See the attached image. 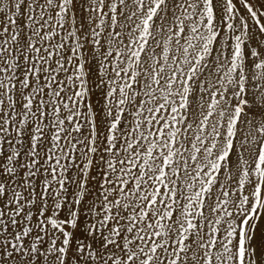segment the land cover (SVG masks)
Listing matches in <instances>:
<instances>
[{"label": "snow or ice", "instance_id": "obj_1", "mask_svg": "<svg viewBox=\"0 0 264 264\" xmlns=\"http://www.w3.org/2000/svg\"><path fill=\"white\" fill-rule=\"evenodd\" d=\"M0 264H264V0H0Z\"/></svg>", "mask_w": 264, "mask_h": 264}]
</instances>
